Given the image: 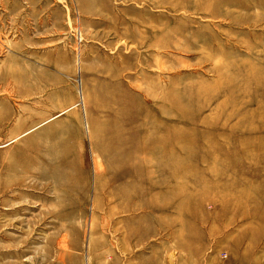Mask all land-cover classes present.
I'll return each mask as SVG.
<instances>
[{
	"label": "rangeland",
	"instance_id": "374dc122",
	"mask_svg": "<svg viewBox=\"0 0 264 264\" xmlns=\"http://www.w3.org/2000/svg\"><path fill=\"white\" fill-rule=\"evenodd\" d=\"M0 264H264V0H0Z\"/></svg>",
	"mask_w": 264,
	"mask_h": 264
},
{
	"label": "bare ground",
	"instance_id": "6f19581e",
	"mask_svg": "<svg viewBox=\"0 0 264 264\" xmlns=\"http://www.w3.org/2000/svg\"><path fill=\"white\" fill-rule=\"evenodd\" d=\"M37 127H39V125L38 126H35V127H32L31 129H29L28 131H26L24 134H27V133H29L30 131H32V130H34L35 128H37ZM150 148H151V150H152V147L150 146ZM154 149V148H153ZM153 151V150H152ZM151 151V152H152ZM147 152V151H146ZM154 152V151H153ZM148 153H150L149 152V150H148ZM65 167V166H64ZM57 177V176H56ZM56 185V184H55Z\"/></svg>",
	"mask_w": 264,
	"mask_h": 264
}]
</instances>
